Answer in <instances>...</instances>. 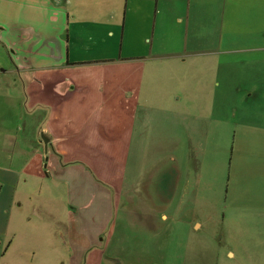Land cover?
<instances>
[{
	"label": "rangeland",
	"instance_id": "rangeland-1",
	"mask_svg": "<svg viewBox=\"0 0 264 264\" xmlns=\"http://www.w3.org/2000/svg\"><path fill=\"white\" fill-rule=\"evenodd\" d=\"M156 1L154 29L152 0L149 25H127L123 41L114 30L106 65L132 68L111 88L132 91L113 98L124 127L134 107L133 138L86 141L96 169L124 163L112 189L88 169L71 174L81 185L70 191L44 166L35 130L48 108L31 105L0 44V185L16 196L0 211V264H264V0ZM56 139L88 153L78 139ZM165 160L180 176L156 208L161 198L137 182Z\"/></svg>",
	"mask_w": 264,
	"mask_h": 264
},
{
	"label": "crops",
	"instance_id": "crops-1",
	"mask_svg": "<svg viewBox=\"0 0 264 264\" xmlns=\"http://www.w3.org/2000/svg\"><path fill=\"white\" fill-rule=\"evenodd\" d=\"M154 1L153 29L158 22L159 7ZM151 8L152 0H0V44L15 57L19 80L23 81L25 75L24 88L31 105L48 108L45 124L35 130L38 142L41 132L52 140L53 147L48 152L39 142L45 154L44 166L49 165L52 172L61 174L60 179L69 185L70 191L78 192L81 185L71 174L83 170L90 169L110 189L125 175L121 159L101 160L96 169L93 147L86 141L87 138H133V129L129 131L133 120L128 111L133 114L134 107L124 108L123 113L128 117L124 127L123 114L117 113L114 105L115 96L120 99L124 89L111 88L116 75L130 77L132 68L123 66L122 70L113 71L111 64L110 70L106 65L115 43L114 30L123 41L127 25L137 21L149 25L150 19L146 17ZM130 14H134L132 19ZM93 63L98 64L93 66ZM56 138L78 139L86 144L88 153L65 150ZM15 197L13 192L4 194L0 185L2 213L9 211ZM2 213L0 226L8 220ZM223 237L230 239L229 232H224ZM250 253L242 248L243 257ZM250 258L253 259L251 255Z\"/></svg>",
	"mask_w": 264,
	"mask_h": 264
},
{
	"label": "flooded vegetation",
	"instance_id": "flooded-vegetation-1",
	"mask_svg": "<svg viewBox=\"0 0 264 264\" xmlns=\"http://www.w3.org/2000/svg\"><path fill=\"white\" fill-rule=\"evenodd\" d=\"M8 58H9V61L12 63L13 68H15V70L13 69V72L17 73V63L15 60V57L12 55L11 52L8 54ZM0 72H5V70H0ZM131 94H132L131 89L130 90H128V89L124 90V96L126 98V101H128L130 99ZM126 104H129V102H126ZM134 106H136V105H134ZM39 138H40V135H39ZM41 144L47 152L53 147L52 140L50 138H48L46 144H44L43 142H41ZM142 174L144 176V172ZM155 175L156 176H151V178H149L147 181H146V178L142 177L139 179V181L137 183L144 185L146 188H148L150 186L152 188L154 195L159 196L163 202L159 206H157L156 208H162V207H164L166 202H170V200L172 199V196L174 195L177 179L179 178L180 173H179V170H178L176 164L173 161H170V160L166 161L165 160L157 168ZM151 195H153V194L151 193ZM137 217H141L140 214H138ZM151 217H153L155 219L154 216H151ZM146 222H150V219H148ZM154 222L155 221H152L153 224H154ZM199 224H197V225H199ZM200 226H201V224H200ZM222 237L223 236H220L219 239Z\"/></svg>",
	"mask_w": 264,
	"mask_h": 264
},
{
	"label": "water",
	"instance_id": "water-1",
	"mask_svg": "<svg viewBox=\"0 0 264 264\" xmlns=\"http://www.w3.org/2000/svg\"><path fill=\"white\" fill-rule=\"evenodd\" d=\"M47 140H48V137L45 136V135L43 134V132H41V133H40L39 142H43L44 144H46Z\"/></svg>",
	"mask_w": 264,
	"mask_h": 264
}]
</instances>
